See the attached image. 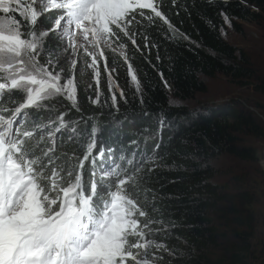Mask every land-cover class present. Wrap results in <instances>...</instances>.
Here are the masks:
<instances>
[{"label":"trees","instance_id":"obj_1","mask_svg":"<svg viewBox=\"0 0 264 264\" xmlns=\"http://www.w3.org/2000/svg\"><path fill=\"white\" fill-rule=\"evenodd\" d=\"M159 3L177 34L159 18L143 19L142 26L130 29L140 32L139 48L122 33L114 44L127 46V61H117L107 52L121 97L111 99L103 76L101 96L82 78L76 82V107L57 97L52 108L39 112L31 108L29 113L37 123L55 121L64 113L71 132L61 131L56 137L55 156L61 162L78 164L93 138V156L101 146L111 149L114 159L136 160L141 154L142 158L157 152L155 163L145 164L140 173L139 192L142 206L147 202L144 210L156 221L152 228L159 230L154 238L166 246L157 252L155 264H264V168L260 164L264 157V47L259 54L222 35L225 21L239 33L240 21L264 25V0ZM56 15L55 11L45 13L39 25L51 28L50 18ZM47 42L54 44L52 35ZM217 74L250 87L256 98H230L194 109L170 105V97L188 100L206 91L200 76ZM14 95L20 97L19 92ZM95 125L98 130L93 137ZM53 126L58 127V122L43 134L53 132ZM136 140L139 147L131 144ZM150 141L154 150L149 149ZM47 146V141L41 145ZM90 167V160L85 161L86 181Z\"/></svg>","mask_w":264,"mask_h":264},{"label":"snow or ice","instance_id":"obj_2","mask_svg":"<svg viewBox=\"0 0 264 264\" xmlns=\"http://www.w3.org/2000/svg\"><path fill=\"white\" fill-rule=\"evenodd\" d=\"M51 11L57 13L52 26L43 28L40 18ZM156 18L178 33L159 0H0V264H155L157 252L166 250L154 238L156 221L139 197L140 173L154 159H114L103 146L93 156V138L78 164L61 162L56 133L68 127L64 113L56 117L55 132L44 135L48 125L27 111L39 112L57 97L76 107L78 54L91 58L85 66L98 85L101 60L108 71L105 49L116 50L119 33L139 48L140 32L130 29ZM50 34L62 46L61 58L54 59V49L45 46ZM126 47L118 45L125 61ZM45 141L50 146L42 148Z\"/></svg>","mask_w":264,"mask_h":264},{"label":"rangeland","instance_id":"obj_3","mask_svg":"<svg viewBox=\"0 0 264 264\" xmlns=\"http://www.w3.org/2000/svg\"><path fill=\"white\" fill-rule=\"evenodd\" d=\"M240 22H241V26H242L241 27L242 28L241 33L234 31L232 29V27L230 26V23L228 21H225V27L222 31L223 37L227 41H229L230 43L240 45L244 49L254 50V52L262 54L263 52H261V50H262V47H264V25H257V24L245 22V21H240ZM50 35H52V37L54 39V44L51 45L50 42H47V38H46V45L45 46L54 49V55H53L54 59L61 58L60 53L62 50V46H58V41L55 37V34H50ZM113 48L116 50L112 51V50L105 49V52H104L105 57L107 58V52H109L110 55L113 56L117 61L124 59V57L120 55V49L118 48V46L113 45ZM124 52H125V49H124ZM76 58L78 60V63H77L75 82L82 80V78L84 80H89L88 86L89 87L94 86V88H92V90H95L94 92L97 91V94H99L101 96V93H99L100 92L99 88H100L101 79L103 76V78L105 79V84L107 85V90L110 94L111 99H113V95H115V99L117 97H121V90L118 87V85L114 79V76H113L115 71L111 72V75H109V72L112 69H115V67H111V63H109L108 60H107L108 71L105 70L104 61L103 60L100 61V66H99L100 76H99V84L97 85L96 81L93 78V70L89 69L85 66L87 63H90L91 58L86 57L82 51L78 54V56ZM42 60H43V58H42ZM200 77L203 80V82L206 84V87H207L206 91L197 93L194 98L188 99V100H180L177 98L170 97V100H169L170 105L184 106V107H187L189 109H194V108H199V107L207 105V104L209 105V103H211V105H214V104L219 105V103L222 102V101H218L220 99H223L224 101L226 99H230V98H238L240 100H243V98H245V97L252 98L255 96V95H253L252 89L250 87H244V86H240V85H237L235 83H232L226 76H224L222 74H217L215 77H212V78L206 77L204 75H201ZM132 83H133L134 87L136 89H138L137 83H134L133 81H132ZM255 98H256V96H255ZM54 100L55 99H53L51 101H47L46 104L48 105V107H46V108H52L51 105L54 103ZM215 100H217L218 102L213 104V102H215ZM14 106H16V105H13V107ZM27 111L29 112V109ZM262 119H264V118H262ZM55 121H57L59 124L58 120L55 119ZM40 123H44V124L48 125V128L51 127L53 124V123H50V120H43ZM52 128L54 129L53 132H55V129L57 127L53 126ZM44 130H47V128ZM97 130H98V127L95 125L93 132L94 131L97 132ZM61 131H66V132L70 133L71 128L63 129ZM60 132L56 133V137L58 136V134ZM159 133H160V131L157 134H159ZM162 138L163 137L161 136L160 139H162ZM138 139H141V138H138ZM147 142H149V141L147 140ZM251 142L254 143L252 140H251ZM256 143L260 144L258 142H256ZM131 144H133V145L136 144L137 147H139L140 141L136 140V142H132ZM263 148H264V145H263ZM263 148H262V152H263ZM149 149L154 150V148L151 146V141H150ZM149 149H147V150H149ZM156 154H157V152L156 153L153 152V154L150 153L149 155L147 154L146 156L152 157L153 159H155L157 156ZM141 156H142V154L139 155L136 158V160L139 161L141 159ZM263 158H262L260 164L264 168V159Z\"/></svg>","mask_w":264,"mask_h":264},{"label":"water","instance_id":"obj_4","mask_svg":"<svg viewBox=\"0 0 264 264\" xmlns=\"http://www.w3.org/2000/svg\"><path fill=\"white\" fill-rule=\"evenodd\" d=\"M227 100V99H226ZM218 101H224L223 99H220V100H218ZM217 100H215V102H213V104L214 103H216V102H218ZM209 104H211V103H209ZM263 154H264V148H263ZM264 159V158H263Z\"/></svg>","mask_w":264,"mask_h":264}]
</instances>
